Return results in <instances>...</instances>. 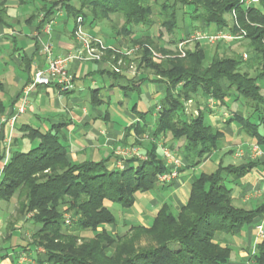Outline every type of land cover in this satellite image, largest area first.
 <instances>
[{
    "label": "trees",
    "instance_id": "trees-1",
    "mask_svg": "<svg viewBox=\"0 0 264 264\" xmlns=\"http://www.w3.org/2000/svg\"><path fill=\"white\" fill-rule=\"evenodd\" d=\"M27 1L39 3L31 17L33 21L44 15L39 29L61 11L67 19L76 21L82 17L90 29L117 16L122 20L120 27H112L115 37L146 42L150 47L155 41L175 46L193 31L212 25L225 30V15L236 11L239 22L248 29L246 39L251 42L247 61L219 53L205 67L208 55L197 45L184 60L156 63L150 50L144 49L139 69L151 73L165 88L155 128L149 129L147 114H140L143 124L133 127L138 139L141 135L149 137L145 160H126L122 170L110 169L108 160L72 162L58 133L26 127L30 140H38L39 144L29 152L13 151L0 182V202L9 204L17 197L21 202L19 215L29 217L35 213L31 221L38 230L33 235L31 251L36 264H229L232 250L215 239L221 234L238 235L264 215V202L255 210H246L237 208L233 197L234 188L258 162L237 167L220 165L214 173L202 174L191 186L189 203L178 213L165 206L149 229L132 226L125 235L109 232L106 227H113L117 221L107 204L130 209L136 194L153 190L161 176L172 172L160 152L161 138L169 136L181 142L173 150H178L191 168L200 166L219 150L225 136L207 122L212 101L224 106L234 96L242 100L250 115L234 119L242 124L246 135L264 147V0L250 7L240 0ZM8 20L7 9H0V25H9ZM160 50L171 53L165 47ZM254 68L261 69L260 73L250 76L247 70ZM108 73L114 79H125L121 73ZM146 81L149 78L142 79ZM127 83L130 84L122 86L124 90L130 89L133 80ZM4 93L5 85L0 80V115L7 109ZM99 93L100 89L91 92L93 104L101 103ZM189 101L198 105V116L186 115ZM253 117H257V123L252 122ZM1 147L0 142V161ZM142 236L149 242L139 247ZM253 258L256 264H264V242L258 245Z\"/></svg>",
    "mask_w": 264,
    "mask_h": 264
},
{
    "label": "crops",
    "instance_id": "crops-1",
    "mask_svg": "<svg viewBox=\"0 0 264 264\" xmlns=\"http://www.w3.org/2000/svg\"><path fill=\"white\" fill-rule=\"evenodd\" d=\"M2 8L7 9L9 25H0V66L4 68L3 71L0 69V80L5 85L3 99L7 107L6 112L0 115L2 126L0 142L3 157L0 161V174L5 162L4 141L10 130L8 124L3 123L2 119L17 112L24 88L31 82L38 69L46 67L47 56L43 46L50 42L57 56H66L78 48L77 41L73 37L76 23L72 19H67L64 11L59 12L52 21V34L48 36L44 33L45 26L39 29L44 17L40 16L39 19L31 21L32 15L38 8L33 1H0V9ZM70 20L73 21L72 26ZM97 29L98 26L91 29V34L101 35L109 46L121 44L122 48L124 47L125 44L121 43L120 38L115 37L108 29ZM213 29L216 33L214 36H232L227 29L221 30L215 25L207 28L205 32L210 33ZM209 33L207 35H211ZM112 68L109 57L103 62L75 61L70 64V70L76 78V88L72 93L61 94L55 86L39 87L34 90L28 111L17 121L12 152L25 147L27 140L37 141L39 144L38 140L32 141L27 136L24 129L29 127L40 130L42 133L52 130L58 133L60 142L67 147L68 156L72 162L108 160L110 169L122 170L126 166V160L134 157L145 160L149 137L141 135L138 139L133 127L143 124L140 114H147L149 129L155 128L161 101L154 103V100L163 99L164 85L156 81V77L135 75L131 72H116L121 73L125 78L117 80L108 73L114 71ZM146 77L149 81L142 82V79ZM126 80H133L135 86L132 84L129 90H124L122 86L130 84ZM98 89H100L101 103L93 104L91 92ZM132 91L137 92V95L133 107L130 108L128 104ZM209 107L211 112L207 113V122L224 134V147L236 146L234 148L237 149L231 148L228 152H232L233 159L241 163L239 165L225 163V157L221 154L223 146H221L200 166L191 168L188 167L183 155L178 150H173V148H179L181 142L176 143L169 136L161 138L158 143L161 155L172 171L175 169L178 171L179 176L170 183L159 180V184L153 190L136 194L134 206L123 209L121 223L116 218V225L106 227L109 232L121 234V227L128 231L132 226L149 229L165 206H169L174 213H178L189 203L191 186L195 180L202 174L214 173L220 165L237 167L248 162H258L259 165L241 180V185L234 188V205L240 206L235 205L237 208L255 210L264 202V147L261 146L262 154L254 156L250 147L258 144L257 140L246 135L242 124L234 119L237 116L249 117V108L242 100H236L235 96L224 106H219L217 102L212 101ZM186 115L192 118L198 116L196 102L186 103ZM252 122L257 123V117H253ZM128 134L130 135L126 139ZM137 139L141 140V145H138ZM163 146L179 160V165H174L164 157ZM240 150L244 152L242 157L237 156ZM207 169L211 172H207ZM13 201L9 204L0 202V264H36L31 250L34 248L33 235L38 227L34 225L30 217L21 215L17 217L13 216V212L10 213L9 205ZM107 205L110 209L114 206L111 203ZM260 226L264 228V215L238 235L221 234L216 237V243L232 250L229 264H248L246 259L254 256L258 245L264 242V235L259 230ZM26 249L30 252H25ZM234 249L238 250L236 254Z\"/></svg>",
    "mask_w": 264,
    "mask_h": 264
},
{
    "label": "rangeland",
    "instance_id": "rangeland-1",
    "mask_svg": "<svg viewBox=\"0 0 264 264\" xmlns=\"http://www.w3.org/2000/svg\"><path fill=\"white\" fill-rule=\"evenodd\" d=\"M50 2H53L52 0H49ZM46 2L43 3L44 4H48L50 2ZM41 4V3H40ZM41 7V6H40ZM38 8H39V3H38ZM44 15H41V18ZM156 19V18H155ZM78 20V18H77ZM77 20L75 21V23H77ZM122 19L114 16L111 19V22L105 21L103 23H101L98 26L97 30H104V29H108L110 32H112V27L113 26H121V21ZM225 20L227 23V28L230 31H237V34H232V36L235 38L234 40H223V39H219L218 41H216L217 43L213 44L211 41L206 40V39H201L200 36L202 35H207L208 33L205 32V30H196L193 31L192 33H190V35L186 38V40L190 41L185 45V52L186 55H180V50H179V45L180 42L177 45H166L163 42H157L155 41L153 43V45L150 47L146 44V42L143 43H138V42H133L132 39H127V37H119L121 43L125 44L124 47L122 48L121 44H117V46H109L105 39L102 38L101 35H97L96 34H91V29L83 24L84 26V32L87 33L88 35H90L89 37H93V39L101 41L106 50L104 49L101 54L102 56V60L101 61H87V62H103L106 60V58H111V63H112V69L115 72H131L135 75H140V74H144L147 75L148 77L152 76L151 73L145 71V70H140L139 66H138V62L139 60H141L143 58V54L145 52L144 49L148 48L150 50L151 53V59L156 62V63H160L162 61L165 60H169V59H178V60H184L187 58L188 52H194L197 48V45L201 46V48H204L208 58L207 60L204 62V66L205 67H209L211 64L212 59L219 53H226L228 57H242L244 61L249 60V58L251 57V52H252V48L249 47L250 45V41L246 39L247 33H248V29L246 26L241 25V23L239 22V16L236 13V11H233L231 14H227L225 15ZM156 21H158L156 19ZM70 25H73V21L70 20ZM96 27V26H95ZM94 27V28H95ZM214 27V26H213ZM76 28V27H75ZM214 29H216L214 27ZM214 29L209 33L211 35L208 36H214L216 33L214 32ZM113 33V32H112ZM114 35V34H113ZM73 37L76 40V35H75V29L73 32ZM166 40H170V36L166 35ZM77 41V40H76ZM78 44V41H77ZM96 44V42L94 43ZM122 44V45H123ZM217 44V45H216ZM79 46V45H78ZM121 47V48H120ZM167 48V50H170L171 53H162V51L160 49L162 48ZM102 49V48H101ZM111 52V53H110ZM247 56V57H245ZM84 62V61H83ZM0 69L3 71V66H0ZM261 69L256 70V68H254L253 70H247V72L249 73L250 76H255L258 72V74L260 73ZM264 93V91H263ZM131 96L129 98V106L130 108L133 107V103L135 100V97L137 95V92L132 91V93H130ZM74 96V95H73ZM72 96V97H73ZM161 101V98H158L156 100H154V103H159ZM116 116L118 117H122L121 115H118V113H114ZM225 141L222 142V146L224 145ZM26 146L23 148H18L17 151H24V152H29L31 149H33L34 147H36V145L38 144L37 141L35 142H31L29 140L26 141ZM258 145L259 149L261 151L260 154L263 153L262 148L259 144H253L251 145ZM234 147H236L235 145H233L232 147L229 146H223V152L221 153L222 156L225 157L226 162L225 163H230V164H236L239 165L241 163V161L239 160H235L232 157V152H228L231 148L233 149ZM237 149V148H234ZM121 151V150H120ZM234 151V150H233ZM243 151V150H242ZM122 152V151H121ZM259 154V155H260ZM207 172H211L210 169H207ZM20 200L16 197L13 201V203L10 206L11 210L10 213L13 212V216H19V214L17 215V213L19 212L20 209ZM236 206L240 207L238 204H235ZM111 211L113 212V214L115 215V217L118 219V222L121 223V219H122V214H123V209L117 205L112 206ZM35 213H32L29 217H33ZM121 234L125 235L128 231L127 229H125L124 227H121ZM93 235H88V237H91ZM139 243L137 244L139 247H142L144 245H146L149 240L146 238V236H142L140 237V239L138 240ZM171 247H176L175 245H172ZM34 250V248H32V251ZM234 254H236L238 252L237 249H234ZM246 261H248V264H256V261L254 260L253 256H250L249 259H246Z\"/></svg>",
    "mask_w": 264,
    "mask_h": 264
},
{
    "label": "built area",
    "instance_id": "built-area-1",
    "mask_svg": "<svg viewBox=\"0 0 264 264\" xmlns=\"http://www.w3.org/2000/svg\"><path fill=\"white\" fill-rule=\"evenodd\" d=\"M1 2H5L6 0H0ZM241 4L246 7H250L256 5L260 2V0H240ZM84 21L82 17H79L76 23L75 35L76 40L78 41V48L73 52L66 56H57L54 51L52 44L48 42L43 46V51L47 56V65L45 68L38 69L31 80V82L24 88L21 97L20 106L15 114L9 116L8 118H3L2 122L8 124L10 130L8 135L5 137V162L4 168L0 174V182L2 179V174L4 172L5 166H7L11 153H12V145L14 139V132L16 128V124L18 119L26 114L28 108L30 107V98L34 90L39 87H50L55 86L58 88L61 94H65L66 92H73L76 88V78L75 75L70 70V64L75 61L87 62V61H101L102 60V52L104 49L106 50L104 44L101 41L93 39V37H89L87 33L84 32ZM53 22L47 23L44 28V33L48 36L52 34ZM201 39H206L211 42H215L219 39H227L234 40L235 38L230 35H217V36H208L202 35ZM96 42V44H94ZM190 42L188 40L180 42L179 50L180 55L185 56L186 50L185 45ZM102 48V49H101ZM101 50V51H100ZM247 57V56H245ZM251 148L252 154L254 156H259L261 153L259 146L254 145ZM164 157L171 161L174 165H179V160L175 158L170 150L166 147L162 148ZM244 152L242 150L237 152L238 157H242ZM179 176L178 171L175 169L169 174H165L160 177V180L165 183H170L175 180ZM69 220H67V224H69ZM259 230L262 235H264V228L262 226L259 227Z\"/></svg>",
    "mask_w": 264,
    "mask_h": 264
}]
</instances>
